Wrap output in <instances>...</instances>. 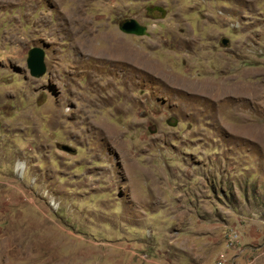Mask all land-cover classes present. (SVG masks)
Returning a JSON list of instances; mask_svg holds the SVG:
<instances>
[{
  "label": "rangeland",
  "instance_id": "rangeland-1",
  "mask_svg": "<svg viewBox=\"0 0 264 264\" xmlns=\"http://www.w3.org/2000/svg\"><path fill=\"white\" fill-rule=\"evenodd\" d=\"M221 260L264 264V0H0V264Z\"/></svg>",
  "mask_w": 264,
  "mask_h": 264
},
{
  "label": "water",
  "instance_id": "water-1",
  "mask_svg": "<svg viewBox=\"0 0 264 264\" xmlns=\"http://www.w3.org/2000/svg\"><path fill=\"white\" fill-rule=\"evenodd\" d=\"M155 11L162 13V17H165L166 12L161 7H154ZM120 29L129 35L144 36L148 34V29L146 26L141 25L135 19H128L120 25ZM223 44L226 46L228 44L227 40H223ZM28 68L30 73L35 78H40L46 74L47 66L45 63V53L40 47H34L29 51V57L27 60Z\"/></svg>",
  "mask_w": 264,
  "mask_h": 264
},
{
  "label": "built area",
  "instance_id": "built-area-1",
  "mask_svg": "<svg viewBox=\"0 0 264 264\" xmlns=\"http://www.w3.org/2000/svg\"><path fill=\"white\" fill-rule=\"evenodd\" d=\"M218 264H227V262L225 260H221L218 262Z\"/></svg>",
  "mask_w": 264,
  "mask_h": 264
},
{
  "label": "bare ground",
  "instance_id": "bare-ground-1",
  "mask_svg": "<svg viewBox=\"0 0 264 264\" xmlns=\"http://www.w3.org/2000/svg\"><path fill=\"white\" fill-rule=\"evenodd\" d=\"M56 1V0H55ZM57 1H61V0H57ZM73 18V17H72ZM70 22H71V19H70Z\"/></svg>",
  "mask_w": 264,
  "mask_h": 264
}]
</instances>
